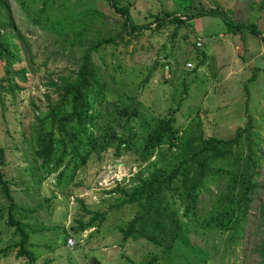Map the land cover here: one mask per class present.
Returning a JSON list of instances; mask_svg holds the SVG:
<instances>
[{
    "label": "rangeland",
    "instance_id": "obj_1",
    "mask_svg": "<svg viewBox=\"0 0 264 264\" xmlns=\"http://www.w3.org/2000/svg\"><path fill=\"white\" fill-rule=\"evenodd\" d=\"M8 1L14 30H20L30 50V70L16 97L6 102L2 99L3 103L0 100V146L5 149L4 173L14 197L10 201L0 191V248L11 246L0 257V264H194L188 249L183 251L184 257L175 259L146 238L122 240L119 228L132 219L137 203L120 207L116 188H130L137 172L147 165L141 164L136 152L141 141L133 136L132 150L121 155L113 148L99 155L92 143L98 129L114 123L113 104L122 97H132L131 103L140 102L136 106L145 113V119L132 121L125 132L118 128L120 135L128 134L129 127L143 135L153 118L168 115L175 117V125L182 132L188 131L196 119L206 136L230 138L247 118L253 120V131L262 132L264 40L248 25L254 24L264 33V0H114L128 9L137 24L150 21L151 12L163 10L183 14L219 5L229 9V14L196 18L190 26L168 23L154 30L152 23L138 36L125 32L123 15L111 0ZM38 14L50 18L43 28L34 20ZM230 18L246 30L228 33L225 21ZM102 39L111 40L102 41L91 55L101 91L88 94L85 120L63 125L45 120L44 130L55 129L53 158L62 159L57 169L47 170L40 159L35 161V145H28L36 143L38 120H44L49 109L44 82L76 70L84 49ZM200 40L202 45L197 44ZM118 92L122 93L120 98ZM20 115L22 128L17 124ZM261 147L264 151V140ZM163 151L166 156L170 154ZM84 155L86 160L75 166ZM156 158L157 153L151 161ZM36 165L37 173L31 172L30 167ZM62 169L65 173L60 176ZM259 178L263 183L264 161ZM228 180L226 175H218L207 182L197 204L199 215L203 217L211 210L215 196ZM10 205L14 218L32 225L27 248L36 257L33 262L27 254L18 255L15 243L20 237L8 222ZM261 205L264 207V194H254L247 219L250 224L247 222L243 236L235 243H227V232L215 239L216 248L204 240L203 232L193 230V245L209 247L206 264H261L262 257L255 250L264 241V227L256 224ZM103 214L100 227L80 233L70 229L79 219L84 223L93 215Z\"/></svg>",
    "mask_w": 264,
    "mask_h": 264
},
{
    "label": "trees",
    "instance_id": "obj_2",
    "mask_svg": "<svg viewBox=\"0 0 264 264\" xmlns=\"http://www.w3.org/2000/svg\"><path fill=\"white\" fill-rule=\"evenodd\" d=\"M111 4L123 15L125 32L137 36L150 28L152 23L155 24V28L152 29L157 30L168 23L175 26L187 23L190 26L192 21L199 17L216 15L219 12L229 14V9L222 5L197 13L188 11L181 14L172 10H163L151 12L150 21L137 24L128 9L119 7L114 0H111ZM44 15L38 14L34 19L42 28L50 19ZM248 26L251 27L249 29L251 32L261 34L264 40V33L258 32L254 24ZM14 29L9 1L0 0L1 102L2 99L6 102V99L16 97V90L23 88L22 83L27 79L26 72L30 70L29 47L22 39L20 30ZM225 30L228 33H236L246 29L242 23L230 18L225 21ZM72 33L77 35L75 31ZM107 40L111 39H102L86 47L80 56L81 61L77 69L73 72L67 75L58 74L54 79L44 82L48 88L46 99L49 109L45 119L38 120L35 132L36 143H28V145H35L33 147L35 161L40 159L41 165L47 170H51L50 167L57 169L62 159L53 158L55 129L44 130L45 120L49 119L52 123L57 122L61 125L74 120L78 122L85 120L86 110L90 105L88 94L95 90L101 91L97 86V71L91 62V55L99 50L102 41ZM76 44V41L72 43L73 46ZM197 44L202 45V41H198ZM14 64L16 66H13ZM118 96L120 98L122 93L118 92ZM131 99L132 97L126 99L122 97L114 102L112 110L115 115L114 123H106L102 126V130L98 129L96 139L92 143L93 150L99 155L110 148H113L117 155H121L123 151L132 150V143L135 142L133 136L141 141L136 152L141 164L147 163V165L137 172L133 178L135 183L130 188L125 186L116 188L120 196L118 203L120 207L127 203H137L132 219L127 225L119 228L122 240L146 238L160 246L164 255L175 259L184 257L183 251L188 249L193 253L192 263L206 264V258L210 256L209 247L200 248L193 245V230L198 233L203 232L204 240L209 241L216 248L215 239H219L227 232H230L227 243H235L243 236L247 222L250 224L247 219L249 220L251 216L249 209L254 201V194L258 196L264 194V182L262 183L259 178L261 162L264 161V151L261 147L264 128L262 132L253 131V120L247 118L245 125L238 127L230 138L206 136L200 121L194 119L193 126L188 131L182 132L175 125V117L168 115L153 118L152 124L145 128L143 135H137L132 127L128 128V134L120 135L118 128L125 132L132 121L140 122L145 119V113L139 111L136 106L137 103H141H135L136 101L131 103ZM22 119L20 115L17 123L19 128H22ZM237 142L239 146H235ZM234 148L237 150L235 151ZM163 149L169 150L170 154L166 156ZM155 153L157 158L151 161ZM86 158L87 155L82 156L81 163L77 162L75 166L82 164ZM6 164L5 149L0 146V191L11 201L14 197L4 173ZM37 170V165L30 167L31 172L37 173ZM64 173L65 169H62L59 175L62 176ZM218 175H226L229 178L228 183H225L215 196L211 210L202 217L197 210L200 194L207 187V182L214 180ZM9 212L8 222L16 227L14 230L20 237L15 243L18 246V255L27 254L30 256L29 260L33 262L36 257L31 255L27 248L32 225L14 218L12 205L9 207ZM98 216L93 215L84 223L79 219L70 229L73 233H80L90 227H100L105 214L102 217ZM260 223L262 224L259 225ZM256 224L264 227L262 205L257 209ZM10 247L0 248V257L6 254ZM255 250L262 257L261 264H264V241ZM180 262L177 263L181 264Z\"/></svg>",
    "mask_w": 264,
    "mask_h": 264
}]
</instances>
